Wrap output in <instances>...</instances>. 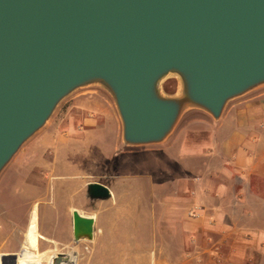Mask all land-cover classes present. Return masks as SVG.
<instances>
[{"label": "water", "instance_id": "water-1", "mask_svg": "<svg viewBox=\"0 0 264 264\" xmlns=\"http://www.w3.org/2000/svg\"><path fill=\"white\" fill-rule=\"evenodd\" d=\"M170 75L179 88L166 93ZM263 84L264 0H0V172L79 88L111 95L134 147L163 143L191 108L219 120ZM88 194L112 192L94 181ZM72 221L75 240L93 237L92 216L73 210Z\"/></svg>", "mask_w": 264, "mask_h": 264}, {"label": "rangeland", "instance_id": "rangeland-1", "mask_svg": "<svg viewBox=\"0 0 264 264\" xmlns=\"http://www.w3.org/2000/svg\"><path fill=\"white\" fill-rule=\"evenodd\" d=\"M161 86L166 93H173L179 88V80L170 75ZM110 112L116 113V107L104 88L77 89L58 104L46 124L3 168L0 255L17 253L16 264H52L57 254L69 255L71 261L65 264H158L186 260L171 256L180 249L175 248L168 234L161 241L155 236V223L165 217L167 210L153 209L150 202H157L160 189L165 195L170 193V188L164 183L159 185V180L169 179L165 172L175 165L165 158L162 144L122 145L119 117L117 140L111 138L110 131L115 130ZM88 113L103 126L93 136L80 128L85 126L83 121ZM197 116L213 120L206 112L191 108L182 115L177 127ZM59 136L65 137L54 147L56 154L50 169V143ZM164 158L166 163L162 164ZM94 181L106 184L113 190L112 195L106 199L90 197L88 183ZM73 210L95 219L92 238L81 236L75 240ZM182 247L188 249L187 245L181 244ZM10 263V259L5 260V264Z\"/></svg>", "mask_w": 264, "mask_h": 264}, {"label": "crops", "instance_id": "crops-1", "mask_svg": "<svg viewBox=\"0 0 264 264\" xmlns=\"http://www.w3.org/2000/svg\"><path fill=\"white\" fill-rule=\"evenodd\" d=\"M110 115L116 141L119 116ZM198 117L176 126L161 143L175 166L165 172L169 179L159 180L170 193L160 189L157 202L150 201L151 208L168 211L155 223V236L161 241L168 234L180 249L171 256L186 260L158 264H264V84L230 100L219 120ZM83 125L88 136L103 129L92 113ZM62 137L50 143V169ZM195 206L201 214L192 218L188 210Z\"/></svg>", "mask_w": 264, "mask_h": 264}, {"label": "built area", "instance_id": "built-area-1", "mask_svg": "<svg viewBox=\"0 0 264 264\" xmlns=\"http://www.w3.org/2000/svg\"><path fill=\"white\" fill-rule=\"evenodd\" d=\"M200 214H201V208L199 206L192 207L188 210V216L192 218H197L200 216Z\"/></svg>", "mask_w": 264, "mask_h": 264}, {"label": "bare ground", "instance_id": "bare-ground-1", "mask_svg": "<svg viewBox=\"0 0 264 264\" xmlns=\"http://www.w3.org/2000/svg\"><path fill=\"white\" fill-rule=\"evenodd\" d=\"M176 97L178 98V99H183V93L181 92V91H178L177 93H176Z\"/></svg>", "mask_w": 264, "mask_h": 264}]
</instances>
